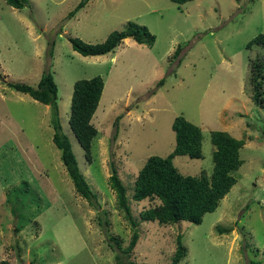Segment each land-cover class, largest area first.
Listing matches in <instances>:
<instances>
[{
	"label": "rangeland",
	"instance_id": "1",
	"mask_svg": "<svg viewBox=\"0 0 264 264\" xmlns=\"http://www.w3.org/2000/svg\"><path fill=\"white\" fill-rule=\"evenodd\" d=\"M79 1L29 0L17 9L0 0V264H116L114 241L124 249L132 229L116 207L112 167L139 231L130 254L136 264H170L177 235L186 248L179 264H264V107L251 101L248 83L250 61L264 57V48L245 47L264 35V0H88L67 18ZM128 21L146 26L153 44L127 37L111 52L82 56L68 41L99 43ZM47 69L62 130L97 209L76 193L61 162L50 107L6 85L36 86ZM96 75L104 85L89 163L68 117L74 81ZM177 115L202 134V157L176 155L177 170L210 175V133L224 130L244 141L237 181L199 224L143 221L139 212L154 202L132 200L134 178L149 156L173 150ZM26 186L32 191L23 192Z\"/></svg>",
	"mask_w": 264,
	"mask_h": 264
},
{
	"label": "trees",
	"instance_id": "2",
	"mask_svg": "<svg viewBox=\"0 0 264 264\" xmlns=\"http://www.w3.org/2000/svg\"><path fill=\"white\" fill-rule=\"evenodd\" d=\"M4 1L17 9L29 4V0ZM87 1L80 0L66 17H73L77 11L84 7ZM171 1L182 4L191 0ZM127 37H131L138 44L149 46L153 44L155 39L146 26L128 21L124 29L112 31L102 42L92 44L76 37H70L68 41L71 48L82 56H96L113 51ZM253 45L264 48V35L262 33L250 39L245 47L250 49ZM53 46L54 41L50 43L48 49L50 56H52ZM179 51L180 47L178 46L174 55L179 54ZM249 71L248 83L251 89V101L255 105L264 107V57L252 59ZM162 83L163 79L157 85L160 86ZM6 85L11 89L28 94L35 101L50 107V125L53 129L52 142L60 150L61 162L71 179L74 190L87 200L92 208H99L96 194L90 189L87 180L80 171L71 143L62 130L57 103L58 89L50 70L47 69L42 72L36 86L14 82H7ZM103 85V78L96 75L78 79L74 81L72 86L68 124L83 150L84 159L89 163L92 160V142L98 133L91 120L98 106ZM120 117L119 115L118 118ZM171 128L175 134L173 150L165 157L153 155L145 160L134 178L131 198L136 202L143 200L154 202V205L143 208L139 212V217L143 221H156L162 225L176 224L179 221L199 224L203 215L213 212L220 200L236 183L237 180L233 173L243 162L239 156V150L243 147L244 141L224 130L212 131L210 133V141L214 146L212 173L207 175L205 172H201L197 176L183 175L174 166L172 160L176 155H185L189 158L202 157L201 130L182 115H177L173 119ZM262 132L264 134V130ZM111 169L109 185L115 194L116 207L123 213L125 220L132 229L128 244L124 249H121L119 244L114 241L117 249H120V254L115 255L116 264H136L130 259V254L139 237L137 223L131 215L126 186L118 176L116 169L114 167ZM23 190V192L32 191L28 186ZM14 214L18 217L15 210ZM111 247L113 248V246ZM185 253L186 248L182 244L181 235H177L176 247L171 256L170 264H179Z\"/></svg>",
	"mask_w": 264,
	"mask_h": 264
}]
</instances>
